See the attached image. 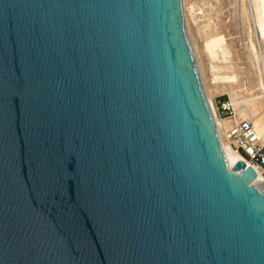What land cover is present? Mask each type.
Returning a JSON list of instances; mask_svg holds the SVG:
<instances>
[{
    "label": "water",
    "instance_id": "obj_1",
    "mask_svg": "<svg viewBox=\"0 0 264 264\" xmlns=\"http://www.w3.org/2000/svg\"><path fill=\"white\" fill-rule=\"evenodd\" d=\"M255 178L181 0H0V264H264Z\"/></svg>",
    "mask_w": 264,
    "mask_h": 264
},
{
    "label": "rangeland",
    "instance_id": "obj_2",
    "mask_svg": "<svg viewBox=\"0 0 264 264\" xmlns=\"http://www.w3.org/2000/svg\"><path fill=\"white\" fill-rule=\"evenodd\" d=\"M181 3L184 29L205 95L213 102L214 98L231 99L232 95L243 99L262 94L264 26L259 24L256 11L259 0H181ZM216 37L223 39L220 48L209 44ZM232 76L234 81L228 79ZM251 102L243 106L255 121L260 117L264 120V98ZM229 126L225 122L223 130Z\"/></svg>",
    "mask_w": 264,
    "mask_h": 264
},
{
    "label": "built area",
    "instance_id": "obj_3",
    "mask_svg": "<svg viewBox=\"0 0 264 264\" xmlns=\"http://www.w3.org/2000/svg\"><path fill=\"white\" fill-rule=\"evenodd\" d=\"M213 104L219 118L230 120V126L224 130L223 136L231 150L236 153L238 160L251 166L256 175L264 177V138L252 118L240 112L229 97L214 98Z\"/></svg>",
    "mask_w": 264,
    "mask_h": 264
},
{
    "label": "bare ground",
    "instance_id": "obj_4",
    "mask_svg": "<svg viewBox=\"0 0 264 264\" xmlns=\"http://www.w3.org/2000/svg\"><path fill=\"white\" fill-rule=\"evenodd\" d=\"M256 1H258V0H256ZM263 1L264 0H259L260 3H257L259 5H256V11H257L258 19H259V24L261 26H264V8H263V3L264 2ZM219 36H221V35H219ZM222 40H223L222 37H216V38H212V40L210 42L209 41L208 42L211 45V47H216V48L219 47L220 48L221 44H222L221 43ZM219 79H221V78H219ZM228 79L234 81L235 77L232 76V77H230ZM262 83H263L262 84V90H263L262 94H259V95L254 96V97L251 96L250 98H243V99L236 98L233 95H232V97L231 96L230 97H231L233 103L235 104V107L240 112H243V113L247 114L248 116H250L252 118L254 125L256 126L257 130L262 134V136L264 138V120H262L261 117H260L259 119H257L255 121L254 118L252 117L250 111L246 108V106H243V104L245 105L247 102H251L254 99L264 98V81ZM234 93H236V92H234ZM237 97H238V95H237ZM206 98H207V101H208V103L210 105V108H211L213 116H214V120H215V123H216V126H217V130H218V133H219V136H220V141H221V144H222V148L226 152L227 165H228L229 168H232L234 163L238 160V156L236 155V153H234L231 150L230 146L228 145L227 141L225 140V138L223 136L224 135V130H223L224 123L226 122L227 124H229L230 120H224V119L219 118L217 116V114H216V111H215V108L213 106L214 104H213L212 100L208 96H206ZM251 104H252V106H254V103L251 102ZM254 182L264 183V177L262 175H260V174H257L256 178L254 179Z\"/></svg>",
    "mask_w": 264,
    "mask_h": 264
}]
</instances>
